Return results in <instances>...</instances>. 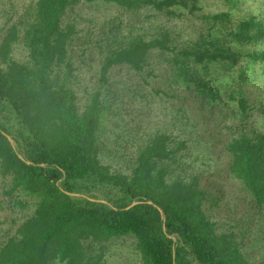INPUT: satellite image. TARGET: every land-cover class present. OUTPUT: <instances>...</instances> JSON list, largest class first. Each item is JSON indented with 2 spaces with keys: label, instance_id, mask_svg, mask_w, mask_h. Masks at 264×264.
<instances>
[{
  "label": "trees",
  "instance_id": "1",
  "mask_svg": "<svg viewBox=\"0 0 264 264\" xmlns=\"http://www.w3.org/2000/svg\"><path fill=\"white\" fill-rule=\"evenodd\" d=\"M220 1L204 12L201 0H29L0 28V212L16 213L0 227V264H105L124 237L139 264H250L242 231L206 213L189 152L223 157L258 217L264 130L247 86L264 60V12ZM85 5L118 15L97 22ZM185 15L200 20L186 41L150 28L151 17ZM116 100L146 119L131 117L135 141L104 161ZM152 102L170 123L150 131Z\"/></svg>",
  "mask_w": 264,
  "mask_h": 264
},
{
  "label": "rangeland",
  "instance_id": "2",
  "mask_svg": "<svg viewBox=\"0 0 264 264\" xmlns=\"http://www.w3.org/2000/svg\"><path fill=\"white\" fill-rule=\"evenodd\" d=\"M29 0H0V28L6 22L13 21L17 10H20L24 3ZM245 11L253 13L264 12V0H242ZM204 12L217 11L224 9L220 0H201ZM81 10L82 15L94 17L97 22L118 15L114 9L89 10L86 5ZM243 9V10H244ZM14 15V16H13ZM130 14L121 15L122 20H126ZM150 28L160 26L171 30L173 36L178 41H186L195 36V29L200 20L196 16L185 15L167 19L165 17H151ZM86 24L85 22L81 25ZM147 23H144L146 25ZM264 49V45L261 47ZM16 58H22L25 51L21 47H16L13 51ZM88 77L84 73L83 80ZM249 97L254 104L251 121L257 129L264 130V60L255 65V78L247 86ZM157 102V101H156ZM156 102H152V115L148 118L149 124L147 130H154L156 121L159 125L165 126L170 123L168 116H163L164 109ZM139 112L137 106L127 107L119 100L114 102L111 112L103 117L104 131L101 139L109 152H103V160L109 161L114 149L121 147L124 141H135V130H131V117L146 119V116H135ZM143 126L146 123H142ZM170 124L168 127L170 128ZM190 159L195 161L199 171H203L202 187L207 194V201L204 203V209L212 220L217 223L218 230L224 231H242L245 235L243 252L250 261V264H259L264 260V207L262 212L256 218L249 207V197L242 189L237 180L229 177L224 171L225 159L216 154L207 155L204 152L193 149ZM16 213L5 210L0 212V227L5 229L8 226L9 219ZM105 264H139V259L134 249L133 239L124 237L114 240L109 246L105 257Z\"/></svg>",
  "mask_w": 264,
  "mask_h": 264
},
{
  "label": "water",
  "instance_id": "3",
  "mask_svg": "<svg viewBox=\"0 0 264 264\" xmlns=\"http://www.w3.org/2000/svg\"><path fill=\"white\" fill-rule=\"evenodd\" d=\"M8 137V140L13 144L14 142H13V140L11 139V137H9V136H7ZM27 163H28V161H26ZM62 180V179H61ZM72 195H76V194H72ZM79 196V195H78ZM141 200H134L129 206H127L126 208H125V210L126 209H129V208H131V207H133L134 205H136L137 203H139ZM148 203H152L150 200H146ZM173 241H175V240H173Z\"/></svg>",
  "mask_w": 264,
  "mask_h": 264
}]
</instances>
